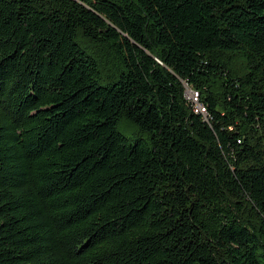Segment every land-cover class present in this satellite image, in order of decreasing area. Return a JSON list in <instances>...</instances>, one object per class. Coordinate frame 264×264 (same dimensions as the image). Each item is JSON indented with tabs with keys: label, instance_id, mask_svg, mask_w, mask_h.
Listing matches in <instances>:
<instances>
[{
	"label": "trees",
	"instance_id": "obj_1",
	"mask_svg": "<svg viewBox=\"0 0 264 264\" xmlns=\"http://www.w3.org/2000/svg\"><path fill=\"white\" fill-rule=\"evenodd\" d=\"M0 264H264V0H0Z\"/></svg>",
	"mask_w": 264,
	"mask_h": 264
},
{
	"label": "built area",
	"instance_id": "obj_2",
	"mask_svg": "<svg viewBox=\"0 0 264 264\" xmlns=\"http://www.w3.org/2000/svg\"><path fill=\"white\" fill-rule=\"evenodd\" d=\"M185 97L188 101L192 102L196 112L199 111L201 113H205L204 107L200 104L198 100V93L196 91H193L192 89L186 87Z\"/></svg>",
	"mask_w": 264,
	"mask_h": 264
},
{
	"label": "rangeland",
	"instance_id": "obj_3",
	"mask_svg": "<svg viewBox=\"0 0 264 264\" xmlns=\"http://www.w3.org/2000/svg\"><path fill=\"white\" fill-rule=\"evenodd\" d=\"M124 134H126L127 136H129V134L128 133H125V132H123Z\"/></svg>",
	"mask_w": 264,
	"mask_h": 264
}]
</instances>
